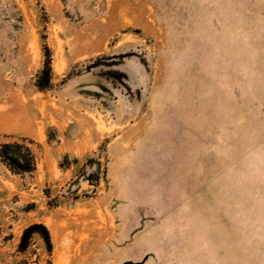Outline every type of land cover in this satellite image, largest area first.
Listing matches in <instances>:
<instances>
[{"label": "rangeland", "instance_id": "374dc122", "mask_svg": "<svg viewBox=\"0 0 264 264\" xmlns=\"http://www.w3.org/2000/svg\"><path fill=\"white\" fill-rule=\"evenodd\" d=\"M16 1L0 144L33 139L36 164L0 162V264H264V0ZM42 42L68 79L33 122ZM34 222L51 252L18 249Z\"/></svg>", "mask_w": 264, "mask_h": 264}, {"label": "trees", "instance_id": "16d2710c", "mask_svg": "<svg viewBox=\"0 0 264 264\" xmlns=\"http://www.w3.org/2000/svg\"><path fill=\"white\" fill-rule=\"evenodd\" d=\"M39 20L45 23L46 17L44 11H40ZM0 32L6 35L9 41H13L15 48L18 51H22L27 40L28 25L24 17L23 11L18 5L16 0H0ZM43 39V36H41ZM43 61L42 65L37 69L33 76H27L23 84L21 85V92L25 96L24 105H32L34 107L31 112L30 120L35 122L38 117L37 100L32 98V95L36 92H51L55 93L57 89L66 82V79L59 81L58 85L55 82V73L52 68V53L47 43L42 42ZM5 53V45L0 44V57H3ZM4 59V58H3ZM18 62V60H17ZM22 63V60L16 64L18 67ZM24 63V62H23ZM3 67H7L4 60L2 63ZM25 65V64H24ZM11 67V66H10ZM4 81V80H3ZM0 79V91L2 92V84L4 83ZM6 81V80H5ZM0 92V93H1ZM9 99L12 98L8 96ZM6 99V100H9ZM56 132L57 129L53 126L46 127L47 139H58V134L53 135L51 133ZM34 143L33 139L28 137H22L17 140L4 141L0 144V162L3 163L4 167L8 171L14 174L30 175L35 169L36 155L32 149L31 144ZM18 153L22 156V161L12 156L11 154ZM62 166V163H59ZM69 162L66 164L67 167ZM4 171V170H3ZM4 175L7 176V174ZM39 234L42 241L44 242L45 249L48 252L52 251V240L48 229L42 223H31L24 228L18 243V249L20 251H26L31 242L33 234Z\"/></svg>", "mask_w": 264, "mask_h": 264}]
</instances>
